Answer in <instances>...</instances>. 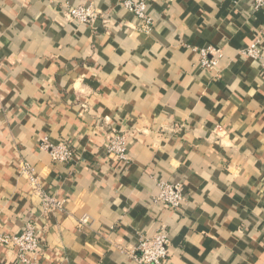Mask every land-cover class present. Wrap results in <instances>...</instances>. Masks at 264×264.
I'll list each match as a JSON object with an SVG mask.
<instances>
[{
	"label": "crops",
	"instance_id": "0c3cea01",
	"mask_svg": "<svg viewBox=\"0 0 264 264\" xmlns=\"http://www.w3.org/2000/svg\"><path fill=\"white\" fill-rule=\"evenodd\" d=\"M145 1L149 32L123 0H0V233L44 230L34 264H136L127 251L161 226L166 264H264V43L247 56L264 9ZM79 5L97 20H69ZM209 46L218 72L199 64ZM114 132L128 163L107 153ZM45 140L74 161H53ZM23 163L61 211H42ZM159 181L183 185L182 209L155 202ZM0 264L24 263L0 245Z\"/></svg>",
	"mask_w": 264,
	"mask_h": 264
},
{
	"label": "built area",
	"instance_id": "2783aa9c",
	"mask_svg": "<svg viewBox=\"0 0 264 264\" xmlns=\"http://www.w3.org/2000/svg\"><path fill=\"white\" fill-rule=\"evenodd\" d=\"M256 11L264 9V0H251ZM122 6L143 21L145 31H151L153 22L147 14L148 3L145 0H123ZM66 17L76 23L90 25L99 17V12L94 5L68 6L65 8ZM264 43V25L254 42L247 50V56L258 59L261 56ZM200 66L208 72H218L219 64L223 58L220 49L213 46L199 49ZM109 157L113 160L128 163L131 161L128 146V137L125 133H111L105 143ZM41 149L46 151L53 161L69 164L75 159L74 151L66 144L52 145L45 140ZM21 174L27 177L35 194L41 198V208L45 214L61 211L64 202L57 196L49 194L42 189L40 179L35 169L28 163H23ZM158 195L155 202L162 204L166 209L180 210L187 201V195L182 184H172L159 181ZM86 219L82 221L85 223ZM45 233L34 221L26 223L25 229L19 234L0 233V245L14 248L18 258L24 264H34L42 255ZM171 241L165 226H161L156 234L143 236L135 249L128 250L130 259L136 264H166L170 257Z\"/></svg>",
	"mask_w": 264,
	"mask_h": 264
}]
</instances>
